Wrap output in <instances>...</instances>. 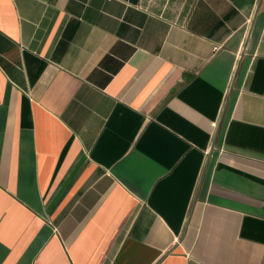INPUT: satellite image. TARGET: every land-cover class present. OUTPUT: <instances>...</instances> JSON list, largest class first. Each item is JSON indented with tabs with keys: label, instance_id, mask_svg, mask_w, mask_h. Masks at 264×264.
Returning <instances> with one entry per match:
<instances>
[{
	"label": "crops",
	"instance_id": "0c3cea01",
	"mask_svg": "<svg viewBox=\"0 0 264 264\" xmlns=\"http://www.w3.org/2000/svg\"><path fill=\"white\" fill-rule=\"evenodd\" d=\"M0 264H264V0H0Z\"/></svg>",
	"mask_w": 264,
	"mask_h": 264
}]
</instances>
